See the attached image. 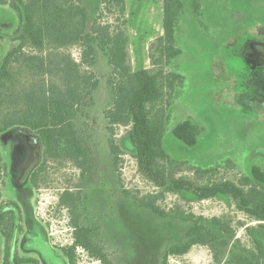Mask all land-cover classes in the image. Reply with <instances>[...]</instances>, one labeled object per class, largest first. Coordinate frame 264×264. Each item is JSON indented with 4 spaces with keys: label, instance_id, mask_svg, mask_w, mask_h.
Segmentation results:
<instances>
[{
    "label": "rangeland",
    "instance_id": "rangeland-1",
    "mask_svg": "<svg viewBox=\"0 0 264 264\" xmlns=\"http://www.w3.org/2000/svg\"><path fill=\"white\" fill-rule=\"evenodd\" d=\"M82 1L93 20L105 0ZM124 1L131 68L150 70L147 47L156 39L149 43V38L162 34L163 13L159 14L158 4L163 8V0ZM198 1L196 16L193 0H180L183 11L175 25V41L181 53L167 71L179 74L182 82L173 91L163 148L179 165L177 177L193 179V167L221 166L218 177L235 181L249 176L252 166L264 170V0ZM102 21L113 28L120 25L117 8L105 11ZM15 27L13 12L0 7V61L13 45L10 38ZM67 52L78 60L77 48ZM98 53L94 102L76 120L90 157L78 206L81 225L92 228L95 242L112 264H161L168 248L187 241L185 234L194 222L216 234L215 250L196 245L183 256L168 257L166 264H239V258L264 264V224L232 201L223 197L197 201L180 192L165 193L160 208L195 216L185 220L173 213L159 218L122 193L141 196L160 190L137 172L123 144L127 128H115L113 140L122 155L116 171L113 167L104 120V111L111 105V70ZM13 73L21 83L31 82L26 71L14 67ZM184 120L200 128L194 148H185L171 136V130ZM0 152L7 166L5 184L0 187L3 199L16 202L21 210L23 232L16 235L20 255L39 264H67L60 249L71 245L72 230L68 212L57 203L62 191L78 183V172L68 164L50 163L34 191L28 174L40 162L38 137L26 129H12L0 134ZM212 218L229 225L234 239L215 231ZM2 251L0 236V264ZM76 253L77 264H99L80 249Z\"/></svg>",
    "mask_w": 264,
    "mask_h": 264
},
{
    "label": "trees",
    "instance_id": "trees-1",
    "mask_svg": "<svg viewBox=\"0 0 264 264\" xmlns=\"http://www.w3.org/2000/svg\"><path fill=\"white\" fill-rule=\"evenodd\" d=\"M0 7L12 11L16 19L10 38L13 45L0 61V134L22 128L38 137L42 148L40 162L28 174L29 185L34 191L38 190V180L50 163L68 164L78 172V183L62 191L57 203L68 212L72 230L71 245L60 249L67 264H77L79 249L99 264H112L95 242L92 228L81 225L78 213L90 157L76 120L83 108L94 102L99 86L94 73L98 52L104 55L111 70L108 80L111 105L104 111V120L113 167L116 171L122 155L113 140L115 128H127L123 144L133 156L137 172L160 190L141 196L125 190L122 193L139 208L159 218L173 213L185 220H194L195 216L165 212L160 208L158 203L165 193L180 192L197 201L223 197L253 220L264 224L263 169L252 166L249 176L235 181L218 177L221 166L193 167L190 169L193 179L177 177L179 165L163 148L173 91L182 82L179 74L167 71L181 53L175 41V25L183 11L180 0H163L162 35L148 47L151 69L139 71H134L130 65L124 0L103 1L93 20H89L82 0H0ZM113 8H117L121 22L114 28L102 21L104 12ZM192 9L197 16L198 0H193ZM70 48L79 50L78 60L67 52ZM14 67L26 71L31 82L18 81ZM200 133V128L189 120L171 130L172 138L185 148H194ZM3 177H7V166L0 152V187L5 184ZM210 224L227 239H234L235 232L229 225L217 218H212ZM22 232L20 207L14 201L3 199L0 188L1 264H39L36 259L20 255L16 235ZM185 237V243L165 251L161 264H166L170 256L185 255L196 245L215 250L216 234L199 222L189 227ZM238 260L239 264H253L248 259Z\"/></svg>",
    "mask_w": 264,
    "mask_h": 264
},
{
    "label": "crops",
    "instance_id": "crops-1",
    "mask_svg": "<svg viewBox=\"0 0 264 264\" xmlns=\"http://www.w3.org/2000/svg\"><path fill=\"white\" fill-rule=\"evenodd\" d=\"M158 6H159V9H158V10H159V14L161 15V14H162V6H161V8H160V2H159V4H158ZM158 10H157V11H158ZM161 35H162V34H161ZM161 35H160V36H161ZM160 36H159V37H160ZM154 38H158V37L154 36V37H152V38H149V39H150L149 43H150ZM145 47H146V46H145ZM147 50H148V47H147ZM147 50H146V51H147ZM132 62H133V61H132ZM132 64H133V66H134V62H133ZM145 64H146V63H145ZM143 69H145V68L143 67ZM143 69H142V70H143ZM133 70H134V69H133ZM134 71H135V70H134Z\"/></svg>",
    "mask_w": 264,
    "mask_h": 264
}]
</instances>
